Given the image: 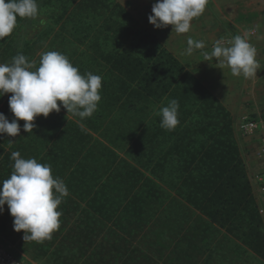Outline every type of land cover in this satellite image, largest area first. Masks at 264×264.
Listing matches in <instances>:
<instances>
[{"label": "trees", "instance_id": "trees-1", "mask_svg": "<svg viewBox=\"0 0 264 264\" xmlns=\"http://www.w3.org/2000/svg\"><path fill=\"white\" fill-rule=\"evenodd\" d=\"M36 2L42 17H17L0 40V63L24 54L38 67L42 53L59 52L82 75L102 78L101 100L91 117L61 107L38 116L32 132L19 120L17 137L0 134V182L18 151L50 164L69 191L50 240L24 241L6 204L0 236L44 264H164L153 228L173 225V215L184 229L178 245L198 240L211 257L212 244L232 242L264 262V221L219 98L117 0ZM10 95L0 97L9 122ZM173 98L180 123L168 131L158 112Z\"/></svg>", "mask_w": 264, "mask_h": 264}, {"label": "clouds", "instance_id": "clouds-1", "mask_svg": "<svg viewBox=\"0 0 264 264\" xmlns=\"http://www.w3.org/2000/svg\"><path fill=\"white\" fill-rule=\"evenodd\" d=\"M208 3L209 0H155L148 22L156 29L171 25L177 34L187 33L190 22L204 13ZM37 15L36 0H0V40L12 34L17 17L35 18ZM187 45L185 55L188 56L205 47L203 41H194L191 37ZM229 45L217 40L212 52L204 53L203 60L209 62L215 58L220 69L227 66L234 76L255 77L260 69L256 48L240 35L233 37ZM101 87L99 75L91 72L82 75L59 52L42 53L38 67L36 61L17 54L10 63H0V97L11 93L8 106L13 114L9 122L0 112V134L17 137L21 131L19 120L24 121L25 132H32L38 116L47 118L53 111L59 113L61 107L81 119L91 117L101 100ZM178 109L179 103L174 98L160 108L161 128L175 129L180 123ZM10 159L14 161L13 171L9 178L0 182V213L6 204L13 217V230H23L24 241L50 240L60 227L62 213L57 209L69 195L68 188L61 178L52 175L50 164H41L35 158H22L18 151L12 152Z\"/></svg>", "mask_w": 264, "mask_h": 264}, {"label": "crops", "instance_id": "crops-1", "mask_svg": "<svg viewBox=\"0 0 264 264\" xmlns=\"http://www.w3.org/2000/svg\"><path fill=\"white\" fill-rule=\"evenodd\" d=\"M190 23L191 28L187 33L177 34L172 30V26L168 25L163 31L168 29L169 35L159 33L157 30H154V35L177 56H180L182 51L172 48L164 39L168 37L180 39L184 54L189 37L194 41L204 42L203 49L194 50L189 57L183 56L188 61L184 64L229 110L233 120L234 135L255 200L258 207L264 208V191L260 189L255 177L264 167V160L254 155L258 138L255 135L242 136L238 128L244 116H257L264 112V0H209L204 13L193 18ZM236 35L244 37L256 48V59L260 69L255 77L234 76L229 67L220 69L215 58L209 62L203 60L202 52L210 54L217 40H222L225 46H230L229 42Z\"/></svg>", "mask_w": 264, "mask_h": 264}, {"label": "rangeland", "instance_id": "rangeland-1", "mask_svg": "<svg viewBox=\"0 0 264 264\" xmlns=\"http://www.w3.org/2000/svg\"><path fill=\"white\" fill-rule=\"evenodd\" d=\"M117 1L120 2L124 7H126V9H128L132 13V15L135 17L141 28L147 31H151L153 34L155 32L154 30H157L159 33L163 32V34L169 35L168 29H165V31H163V29H156L153 27L152 24L148 22V15L151 14V6L155 2V0H117ZM41 14H42L41 10H39L37 15L38 19L42 17ZM164 40L168 41V43H170V46L172 48L177 49L179 52L182 51L180 53V56L175 55L174 52L171 51L178 59H180L183 63L188 62L185 59V57H183L185 56V54L183 53L184 50H182L183 47L181 46L180 39L178 40L177 38L168 37V39H164ZM44 50L42 49V51ZM42 51L40 50L39 54H41ZM202 55L204 56V52H202ZM186 56L189 57L188 55ZM184 65L187 67L186 64ZM239 132L243 136L240 130ZM257 147L254 149V151L257 149ZM259 211L263 218L264 208L259 207ZM179 222H180L179 219L172 215L173 225L170 226L168 225L166 228L157 225L153 228L156 231V234L158 235L154 237L151 242L155 243V248L157 250H162L163 253L166 254L165 256H169L166 258L168 262H165L164 264H169V262L170 264H181L180 260H177L175 257H184V256L186 257V259L188 258V260H192L193 262H195V264H264V262H262L258 258L245 253L243 250L236 249L232 242L229 243L228 245L212 244L211 248L214 250V252L211 251V253L213 254L211 257H207L206 255L207 251L203 250V247L201 246V243L198 240L196 242L192 241L189 244L178 245V243L180 242L179 236L180 234L184 233V229L182 231L180 229ZM197 224L198 223L196 222V225ZM184 226H188V224L185 223ZM194 235L195 236L199 235L198 229L194 230ZM15 247L17 248V246ZM22 253L27 258L32 260L35 264H44L43 258L40 257L33 258L29 254H26L24 252Z\"/></svg>", "mask_w": 264, "mask_h": 264}, {"label": "built area", "instance_id": "built-area-1", "mask_svg": "<svg viewBox=\"0 0 264 264\" xmlns=\"http://www.w3.org/2000/svg\"><path fill=\"white\" fill-rule=\"evenodd\" d=\"M244 136L255 135L258 147L254 151L257 158L264 160V112L257 116H244L238 125ZM257 180L264 191V167L257 174ZM0 264H35L10 242L0 236Z\"/></svg>", "mask_w": 264, "mask_h": 264}]
</instances>
